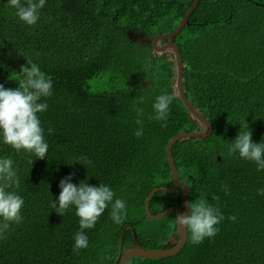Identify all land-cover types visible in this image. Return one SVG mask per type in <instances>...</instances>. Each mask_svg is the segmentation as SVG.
Here are the masks:
<instances>
[{"label":"trees","instance_id":"trees-1","mask_svg":"<svg viewBox=\"0 0 264 264\" xmlns=\"http://www.w3.org/2000/svg\"><path fill=\"white\" fill-rule=\"evenodd\" d=\"M193 1L45 0L36 24L27 25L9 0H0V84L18 87L29 59L53 82V94L40 101L48 108L38 113L49 146L45 159L0 139V158L12 159L20 179V187L9 191L24 200L22 222L11 224L0 239V264H114L121 249L136 244L135 236L142 246L157 249L176 232L174 211L154 220L145 203L153 188L173 184L169 140L200 128L175 94L171 54L154 53L151 42L133 40L130 31L151 39L171 32ZM173 40L183 59L186 96L212 132L178 140L172 156L179 180L189 186L188 202L203 197L224 219L218 233L200 244L187 231L176 254L132 256L130 264H264V195L257 191L264 188V170L238 153L228 155L247 124L253 142L264 143V0H200ZM165 93L176 97L167 121L150 119L155 98ZM140 96L144 100L137 103ZM137 107L144 110L142 125L135 123ZM81 156L92 164L76 163ZM70 173L77 185H107L115 193L112 203L122 199L127 209L126 219L116 224L110 203L95 226L83 230L88 246L78 251L75 207L62 217L50 207L59 181ZM181 203V186L158 190L150 211L182 208Z\"/></svg>","mask_w":264,"mask_h":264},{"label":"clouds","instance_id":"clouds-1","mask_svg":"<svg viewBox=\"0 0 264 264\" xmlns=\"http://www.w3.org/2000/svg\"><path fill=\"white\" fill-rule=\"evenodd\" d=\"M9 4L16 9V15L22 22L34 25L39 18V9L45 5V0H26V5L22 4L21 0H9ZM27 64L30 66H21V76L17 79L18 87L6 88L0 84V139L17 152L23 150L35 158L45 159L49 146L44 138V128L41 126L38 113L48 108L47 103L40 101L42 97H50L53 94V82L36 63L29 59ZM175 98L174 94L158 95L152 106L155 114L150 119L166 122L170 105ZM143 100L142 96L136 98L137 103H142ZM135 111L138 117L135 123L142 125L143 121L139 117L143 115L144 110L137 107ZM161 126L167 125L162 123ZM245 129L232 140L228 155L238 153L241 159L255 162L258 171L264 170V143L253 142L248 124L245 125ZM48 133H53L51 127L48 128ZM135 135L137 137L143 135L142 127L136 130ZM76 163L86 166L91 165L92 161L86 156H81L77 158ZM72 175L70 173L59 181V195L55 201H51L50 207L61 217L70 206L75 207L81 230L74 236L73 251H78L88 246V237L83 230L93 228L110 203L111 219L116 224H121L126 219L127 209L122 199H115L112 203L115 193L107 185L93 186L84 180L77 185L71 182ZM19 187L20 179L13 167L12 159L0 158V239L5 238L4 233L9 230L11 224H19L23 220L21 210L24 200L16 191H9ZM222 187L228 195L227 186ZM257 191L258 194L264 195V188ZM211 199L219 201V196L213 194ZM187 207L190 209L189 213L178 214L174 218V223L190 232L193 244H200L205 238H212L218 233L216 225L224 216L217 205L210 204L202 197L195 202H188ZM228 218L233 221L236 219L235 216Z\"/></svg>","mask_w":264,"mask_h":264},{"label":"water","instance_id":"water-1","mask_svg":"<svg viewBox=\"0 0 264 264\" xmlns=\"http://www.w3.org/2000/svg\"><path fill=\"white\" fill-rule=\"evenodd\" d=\"M200 0H194L186 14L184 15L183 19L180 21L178 26L171 32L163 33V34H157L153 36V38L150 40L151 42V48L154 53H162L167 52L168 49H171V56L170 58L172 60H175V73H176V84H175V94L181 99L184 106L188 110L189 114L191 115L192 119L198 124L199 130L196 131H190V132H180L177 135H175L173 138H171L166 146V153L167 157L171 166L172 175H173V184L169 187L165 186H159L153 188L149 195L147 196V200L145 203V211L149 218L151 219H160L170 212H175L176 216L180 213L188 214L189 208L187 207L188 203V193H189V186L186 184H183L179 180L178 171L174 162V158L172 156V146L174 143H176L178 140H185L190 137H206L211 134L212 132V124L209 122V120L203 116V114L190 102L188 97L186 96L185 89L183 87V59L182 55L180 53L178 44L173 40L175 36H177L182 29L187 24L189 17L193 13V11L196 9L198 3ZM165 40V42L161 45L158 44L159 41ZM178 186H181V200H182V208H180L177 205L171 206L164 210L163 212H160L158 214H152L150 211V202L152 199L153 194L158 190H163L167 192L174 191ZM177 226V225H176ZM187 240V231L182 226H177L176 232H174L170 239L162 245L161 248L157 249H150L142 246L136 236V246L129 248L126 250L121 258H120V264H124V262L129 259L132 256H142L146 258H160V257H166L170 255L176 254L180 248L183 246L185 241Z\"/></svg>","mask_w":264,"mask_h":264},{"label":"rangeland","instance_id":"rangeland-1","mask_svg":"<svg viewBox=\"0 0 264 264\" xmlns=\"http://www.w3.org/2000/svg\"><path fill=\"white\" fill-rule=\"evenodd\" d=\"M130 36L133 40L140 42V43H149L151 38L147 36L144 32H137V31H130ZM164 41H159L158 44H163ZM169 53H171V49H168ZM159 54V53H158Z\"/></svg>","mask_w":264,"mask_h":264},{"label":"flooded vegetation","instance_id":"flooded-vegetation-1","mask_svg":"<svg viewBox=\"0 0 264 264\" xmlns=\"http://www.w3.org/2000/svg\"><path fill=\"white\" fill-rule=\"evenodd\" d=\"M163 43H164V42H163ZM165 243H166V242H165ZM165 243H163V244H165ZM163 244H162V245H163ZM135 246H136V244H131V245H129L128 248H126V250H128L129 248L135 247ZM126 250H125V249H124V250L121 249V253H120V255L118 256V258L115 260L114 264H120V258H121L122 254H123ZM111 264H112V263H111ZM124 264H130V258L127 259V260L124 262Z\"/></svg>","mask_w":264,"mask_h":264}]
</instances>
